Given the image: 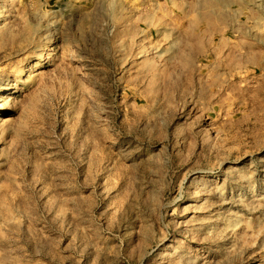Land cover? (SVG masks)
I'll return each instance as SVG.
<instances>
[{
	"label": "rangeland",
	"instance_id": "374dc122",
	"mask_svg": "<svg viewBox=\"0 0 264 264\" xmlns=\"http://www.w3.org/2000/svg\"><path fill=\"white\" fill-rule=\"evenodd\" d=\"M0 264H264V0H0Z\"/></svg>",
	"mask_w": 264,
	"mask_h": 264
}]
</instances>
